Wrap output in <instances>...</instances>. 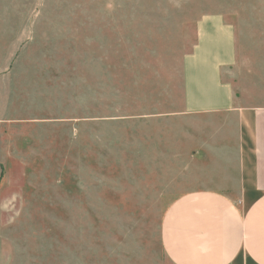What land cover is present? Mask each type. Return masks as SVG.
Masks as SVG:
<instances>
[{
  "label": "rangeland",
  "instance_id": "374dc122",
  "mask_svg": "<svg viewBox=\"0 0 264 264\" xmlns=\"http://www.w3.org/2000/svg\"><path fill=\"white\" fill-rule=\"evenodd\" d=\"M31 1L0 0V264H172L163 216L209 183L183 113L196 20L264 0Z\"/></svg>",
  "mask_w": 264,
  "mask_h": 264
},
{
  "label": "crops",
  "instance_id": "0c3cea01",
  "mask_svg": "<svg viewBox=\"0 0 264 264\" xmlns=\"http://www.w3.org/2000/svg\"><path fill=\"white\" fill-rule=\"evenodd\" d=\"M31 5L13 27L27 24ZM9 9L0 11V20L15 19ZM259 15L248 25L240 22L248 18L244 14L214 12L196 20L195 42L183 63V113L199 120L195 153L209 183L178 196L163 216L162 244L172 264H264V13ZM11 35L16 42L17 31Z\"/></svg>",
  "mask_w": 264,
  "mask_h": 264
}]
</instances>
